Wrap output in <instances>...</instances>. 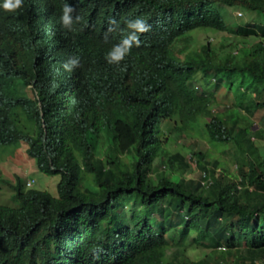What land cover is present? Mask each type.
Listing matches in <instances>:
<instances>
[{"label":"trees","instance_id":"obj_1","mask_svg":"<svg viewBox=\"0 0 264 264\" xmlns=\"http://www.w3.org/2000/svg\"><path fill=\"white\" fill-rule=\"evenodd\" d=\"M3 3L0 145L24 141L38 169L59 181L54 195L0 171L21 204H0V264H194L186 248L176 263L167 258L168 229L180 226L181 211L199 240L233 259L205 256L201 264H264V128L252 129L240 107L264 109V44L239 56L225 50L249 44L262 23L233 28L218 7L264 16V0H23L14 11ZM65 4L75 9L71 30L60 21ZM137 17L151 30L119 64L108 63ZM198 26L234 36L220 45L227 54L201 41L198 32H207ZM72 57L79 67L67 71ZM199 71L213 91L232 79L241 95L205 115L208 91L191 85ZM186 132L234 141L243 154L236 174L211 148L197 145L189 156L172 148L169 138ZM192 162L197 177H188ZM131 203L128 224L121 210ZM162 207L166 226L153 216Z\"/></svg>","mask_w":264,"mask_h":264},{"label":"rangeland","instance_id":"obj_2","mask_svg":"<svg viewBox=\"0 0 264 264\" xmlns=\"http://www.w3.org/2000/svg\"><path fill=\"white\" fill-rule=\"evenodd\" d=\"M218 7L224 14L225 20L233 28L238 27L242 22L254 21L262 23V30L259 36L251 35L250 43L244 44L239 43L235 46H227V50L233 55H242L249 51L250 44L262 43L264 44V16L258 12L251 11L242 7H231L224 4H219ZM197 29L204 30V32H198L201 41L210 39L212 46L220 47V54L226 55L227 52H221L223 49L222 40L232 39L235 37L226 31L218 32L211 27L198 26ZM262 35V36H261ZM232 37V38H231ZM258 46V45H257ZM235 49V50H233ZM224 50V51H225ZM171 54L178 57L177 52H172ZM214 82L210 80V77H204V73L197 74L196 79L191 82V85L197 90L203 91L207 89L205 93L207 99V110H204V114L207 115L210 112H218L225 106H232L242 93V89L235 87L234 81L232 79L226 80L220 90L213 91ZM240 107L250 116V123L252 129L264 128V109H260L256 106L254 101H247L240 105ZM264 132V129H263ZM173 136V135H172ZM169 144L174 149H181L183 153L188 156L194 151L199 145L200 148H211L213 152L222 158L223 165L227 164L229 167V172L231 174H236V162L242 160V152L238 150L237 145L234 141L229 142H216L208 141L207 136L202 132V136L199 134H192L189 132L183 133L178 138L170 137ZM185 141V142H184ZM178 144V146H176ZM214 144V145H213ZM27 144L24 141L17 143H12L8 145H0V171L2 174L6 175L12 180H19L25 185L26 188L35 187L40 189H47L52 194L57 195V184L59 181V175H47L41 172L35 160L30 157L26 152ZM192 160V159H191ZM194 166V171L189 174L188 177L198 176V167H196L195 162H192ZM222 167V166H221ZM31 180L32 184L30 186L26 185V181ZM92 177L89 176L84 182L80 183L83 187L91 186ZM0 204L7 205L12 208H19L21 206L18 198L15 195V189L0 180ZM137 205L127 204L125 205L121 213L123 219L126 223H132L133 212L136 211ZM154 218L161 223V226H166L164 207L159 208L158 211L153 215ZM185 212L179 213L180 226L177 228H169L167 236L172 244L167 251V258L173 260L175 263L179 261L180 255L176 253L180 252L182 249L187 250L188 256L193 259L194 264H201L204 257L207 256L210 259L217 258L219 256L224 257L227 263L233 261L231 256H225L224 252L220 249L212 250L211 247L206 243V241L199 240L196 232L192 231L186 223ZM240 244L244 243V239L241 236L239 240Z\"/></svg>","mask_w":264,"mask_h":264},{"label":"clouds","instance_id":"obj_3","mask_svg":"<svg viewBox=\"0 0 264 264\" xmlns=\"http://www.w3.org/2000/svg\"><path fill=\"white\" fill-rule=\"evenodd\" d=\"M23 5V0H4V3L2 7L6 11H14L16 9H19ZM75 11V9L69 5L65 4L62 9V15L60 17V21L62 26L65 28H68L71 30L72 24H73V17L72 13ZM82 20V17L77 15L75 17V22L79 23ZM128 29L131 31L128 35H126L124 38L121 39V41L118 44H115L112 46L110 51L106 55V59L108 63L110 64H119L124 58L130 54L131 49L133 45L139 46L140 40L138 34H143L151 30V25L147 23L145 19L142 17H137L135 19H130L126 21ZM113 29H109V31H112ZM107 40V36L105 37ZM235 50V49H234ZM79 57H72L70 58L63 67L67 71H72L74 68L79 67ZM200 73H204L202 71H199ZM195 75L194 80L196 79L197 74ZM205 75V73H204ZM193 80V81H194ZM29 180L26 181V185Z\"/></svg>","mask_w":264,"mask_h":264},{"label":"built area","instance_id":"obj_4","mask_svg":"<svg viewBox=\"0 0 264 264\" xmlns=\"http://www.w3.org/2000/svg\"><path fill=\"white\" fill-rule=\"evenodd\" d=\"M203 176H204V177L206 176V172H205V171H204V173H203ZM210 181H211V180H210ZM202 182L205 183L206 185H209V184H210V182H209V178H208V177L203 178ZM31 183H32L31 180H29V181L27 182L28 185H30Z\"/></svg>","mask_w":264,"mask_h":264}]
</instances>
